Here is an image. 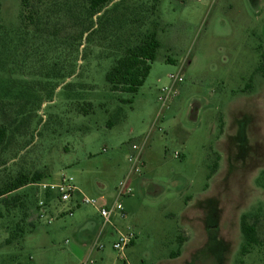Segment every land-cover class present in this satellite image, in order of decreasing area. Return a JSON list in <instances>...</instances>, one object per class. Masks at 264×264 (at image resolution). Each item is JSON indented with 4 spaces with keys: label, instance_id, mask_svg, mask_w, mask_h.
Masks as SVG:
<instances>
[{
    "label": "rangeland",
    "instance_id": "obj_1",
    "mask_svg": "<svg viewBox=\"0 0 264 264\" xmlns=\"http://www.w3.org/2000/svg\"><path fill=\"white\" fill-rule=\"evenodd\" d=\"M0 4V124L9 135L0 191L21 175L42 182L65 173L87 196L113 202L131 146L148 138L145 169L121 200L122 225L137 235L128 263L264 264V246L240 255L242 215L264 213L256 185L264 0H107L90 31L85 0L43 6L39 29L22 18L20 0ZM153 23L161 46L144 86L135 96L111 93L106 74ZM178 73L184 82L152 129L160 89ZM34 184L0 198V264H75L71 244L100 221L97 212L83 206L48 224ZM80 217L86 223L75 225ZM258 233L264 240V221ZM100 255L98 264L117 263L108 241Z\"/></svg>",
    "mask_w": 264,
    "mask_h": 264
},
{
    "label": "built area",
    "instance_id": "obj_2",
    "mask_svg": "<svg viewBox=\"0 0 264 264\" xmlns=\"http://www.w3.org/2000/svg\"><path fill=\"white\" fill-rule=\"evenodd\" d=\"M169 80L171 84L160 89L158 98L160 110L153 129H156L168 103L176 96L178 85L184 82L179 73L171 74ZM147 140L148 138H145L141 144L131 146L132 153L128 158L130 168L118 184L116 199L113 202L87 196L76 186L74 179L65 173L55 179L34 184L42 193L38 202V216L48 224H52L63 217L75 216V213L83 206H90L97 212L101 222L99 231L93 240L91 254L76 264H98V260L93 257V253H104L107 241L110 243L112 251L117 254L116 264L120 262L129 264L126 253L135 244L137 235L131 225H122L128 217L121 200L131 196L133 192L131 180L141 175L145 169L143 153L148 143ZM178 157L179 154L176 153V158ZM66 244H69V241H66ZM100 260H103V258Z\"/></svg>",
    "mask_w": 264,
    "mask_h": 264
},
{
    "label": "trees",
    "instance_id": "obj_3",
    "mask_svg": "<svg viewBox=\"0 0 264 264\" xmlns=\"http://www.w3.org/2000/svg\"><path fill=\"white\" fill-rule=\"evenodd\" d=\"M62 0H20L22 18L29 21L33 27L39 29L42 26V7L49 4L59 5ZM71 1V0H68ZM107 4V0H85L83 26L87 30L93 29V21ZM1 14V4H0ZM100 22L103 15L100 16ZM93 25V26H92ZM158 40V25L153 23L152 30L144 34L139 43L126 48L124 53L118 57L112 68L106 74V82L111 93L128 94L135 96L144 86L150 75L152 65L157 59V52L160 48ZM256 72L264 76V64H261ZM132 103V100H128ZM9 138L7 128L0 124V149L3 148ZM218 164L214 166L211 173L213 176L217 172ZM211 178V177H210ZM43 177L35 174L33 177L21 175L8 183L1 191L0 198L19 191L34 183L40 182ZM256 185L264 189V171L256 180ZM264 221L262 209L255 213L243 214L240 219V231L243 243L240 250L241 257L250 254L251 249L257 246H264V240L260 238L258 226ZM134 245V244H133ZM179 257L180 254H176Z\"/></svg>",
    "mask_w": 264,
    "mask_h": 264
},
{
    "label": "crops",
    "instance_id": "obj_4",
    "mask_svg": "<svg viewBox=\"0 0 264 264\" xmlns=\"http://www.w3.org/2000/svg\"><path fill=\"white\" fill-rule=\"evenodd\" d=\"M152 129H153V127H152ZM75 216H76V214H75ZM100 222H101V220L95 224L90 222V230L89 231L86 230V231H82V232H79L76 234V239L71 244V255H73L77 259V262L81 261L82 259L86 258L87 256H89L91 254V248H92L93 240H94L97 232L99 231ZM74 223H75V225H80L82 223H86V221L82 222V219L80 217L78 219V222H74ZM93 255H100V253L94 252ZM102 258L103 257L100 255V259H102Z\"/></svg>",
    "mask_w": 264,
    "mask_h": 264
}]
</instances>
